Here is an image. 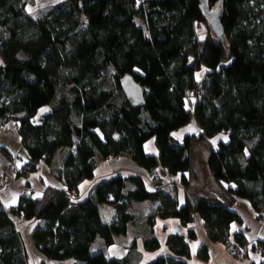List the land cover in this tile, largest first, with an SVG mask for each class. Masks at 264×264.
Masks as SVG:
<instances>
[{
  "label": "trees",
  "instance_id": "1",
  "mask_svg": "<svg viewBox=\"0 0 264 264\" xmlns=\"http://www.w3.org/2000/svg\"><path fill=\"white\" fill-rule=\"evenodd\" d=\"M27 6L0 0V129L15 122L30 158L17 175L28 177L43 162L64 189L46 187L41 197H22L8 211L0 204V264H28L11 215L43 222L31 242L56 262L130 264L92 254L96 238L110 246L130 224H142L144 249L156 251L157 217L187 225L198 216L213 242L244 248L241 234L230 239V225L241 223L233 201L246 200L264 214V0H208L221 38L199 0H61L36 19ZM202 68L205 76L197 80ZM126 76L142 88V104L124 95ZM100 97L102 106L82 110ZM43 107L48 111L38 115ZM192 121L198 133L176 141L173 133ZM150 140L157 159L144 150ZM199 144L208 148L205 165L219 197L191 196ZM96 154L129 157L147 174L159 166L180 175L184 204L159 187L147 189L137 176L102 181L77 200L79 185L94 176ZM144 201L157 205L153 214L129 212L130 203ZM105 204L115 210L110 223L101 213ZM166 245L175 257L149 264H187L177 258L189 256L183 237L171 235ZM198 256L206 261L207 249Z\"/></svg>",
  "mask_w": 264,
  "mask_h": 264
},
{
  "label": "crops",
  "instance_id": "2",
  "mask_svg": "<svg viewBox=\"0 0 264 264\" xmlns=\"http://www.w3.org/2000/svg\"><path fill=\"white\" fill-rule=\"evenodd\" d=\"M52 0H39L49 3ZM29 7L27 9L29 11ZM194 125V127H192ZM192 128V129H191ZM191 129V130H190ZM198 128L192 121L187 126L173 133L176 141L180 142L186 135L197 134ZM147 155L158 158V153L154 141L150 140L144 145ZM7 152V153H6ZM207 158V157H206ZM96 168L91 180L83 181L78 187L77 200L86 199L93 188L102 181L109 180L116 176L140 177L146 188L153 190L158 188L152 185L149 175L138 168L129 157L123 156L109 160H102L97 154L94 156ZM30 162L26 150L20 144L17 134V124L9 122L0 129V204L6 211L15 207L20 198H39L46 187L64 189V183L58 181L52 175L51 169L43 162L38 163L36 171L30 173L28 177L17 175L25 164ZM154 172L168 180L165 186L159 187L165 192L176 195L179 206L185 201V190L181 181V176H169L161 167H156ZM196 176L192 181L191 196L219 197L220 186L215 182L204 163V169L195 167ZM39 176V177H37ZM36 177L34 180L33 178ZM242 199H235L231 209L236 211L241 218V223L233 222L230 225V239L241 234L245 239V246L242 248L243 255L239 256V251L230 252L225 244L213 242L207 235L203 221L196 216L192 223L182 225L176 218L161 219L155 218L153 221L152 233L159 243L156 251H146L143 247L144 239L141 236L144 226L142 224H130L127 234L117 236L114 244L106 246L101 238H96L92 246V254H103L108 260L129 259L130 264H149L158 258L175 257L166 245L167 238L177 235L184 238L189 248L188 257H178L187 264H260L264 259L256 252V245L264 244V214L257 215L250 204ZM157 205L144 201L129 204V212L135 217H146L156 211ZM101 213L104 220L110 223L115 218V210L111 205H102ZM16 230L26 246L28 254V264H75L72 259L65 261H53L46 259L32 244L31 235L33 230L42 226V221L25 220L20 216L11 215ZM194 233L195 238H189L190 233ZM201 247H205L208 252V259L203 261L199 258L198 252ZM237 253V255H236ZM30 262V263H29Z\"/></svg>",
  "mask_w": 264,
  "mask_h": 264
},
{
  "label": "rangeland",
  "instance_id": "3",
  "mask_svg": "<svg viewBox=\"0 0 264 264\" xmlns=\"http://www.w3.org/2000/svg\"><path fill=\"white\" fill-rule=\"evenodd\" d=\"M28 2V7L30 8L29 11H27V13L34 19L38 18V17H41L43 16L44 14H46L47 12H49V10L51 9V7L53 5H55L56 3H59L61 0H52L51 2L49 3H45V2H40L39 3V0H26ZM205 72L206 70L204 68H202L201 70L197 71L196 73V79L197 80H200L202 78H204L205 76ZM109 74H110V70H107V72L105 73V77H109ZM105 99H101L100 98H93L92 101H90V103L86 104L84 108H82L83 111H88V110H93L95 108H98L100 106H102L104 103H105ZM191 103L192 102H188V106L190 105L191 106ZM48 109V107H43L42 109ZM42 109H40L38 111V115H41L43 114L44 112L42 111ZM192 127H194V125H192ZM192 129V128H191ZM190 129V130H191ZM65 151H61L57 154V160L59 158H61V156L64 154ZM208 155V148L203 145V144H199L197 147L194 148V151H193V166H195L198 171L201 167H203L204 169V163L206 161V157ZM155 174H158L155 172ZM149 175V179L152 183V185H154L153 181H152V176L150 174ZM159 175V174H158ZM161 176V175H160ZM39 177V176H37ZM162 177V176H161ZM36 177L33 178V180L35 179ZM165 177H162L163 181H164V185H166V183L168 182L165 181L164 179ZM155 186V185H154ZM162 187V186H161ZM246 200H244L243 202H245ZM30 263V262H29Z\"/></svg>",
  "mask_w": 264,
  "mask_h": 264
},
{
  "label": "water",
  "instance_id": "4",
  "mask_svg": "<svg viewBox=\"0 0 264 264\" xmlns=\"http://www.w3.org/2000/svg\"><path fill=\"white\" fill-rule=\"evenodd\" d=\"M203 13L207 16L209 24L217 37L221 38V27L217 20V11H209L207 8L208 0H199ZM121 88L127 100L133 105H140L143 103L142 88L135 84L132 78L126 76L121 80Z\"/></svg>",
  "mask_w": 264,
  "mask_h": 264
},
{
  "label": "built area",
  "instance_id": "5",
  "mask_svg": "<svg viewBox=\"0 0 264 264\" xmlns=\"http://www.w3.org/2000/svg\"><path fill=\"white\" fill-rule=\"evenodd\" d=\"M150 175L152 176V181L156 187H161L164 185V181L162 177L158 174H155L154 170L150 173ZM225 247L230 252L239 251V256L244 254V251L242 249H236L235 245L231 241L226 242ZM255 249H256V252L263 258L264 257V246L258 244L256 245Z\"/></svg>",
  "mask_w": 264,
  "mask_h": 264
},
{
  "label": "snow or ice",
  "instance_id": "6",
  "mask_svg": "<svg viewBox=\"0 0 264 264\" xmlns=\"http://www.w3.org/2000/svg\"><path fill=\"white\" fill-rule=\"evenodd\" d=\"M42 111H43V112H46V111H48V109L45 108V109H42Z\"/></svg>",
  "mask_w": 264,
  "mask_h": 264
}]
</instances>
